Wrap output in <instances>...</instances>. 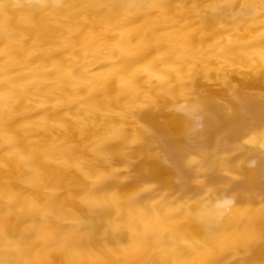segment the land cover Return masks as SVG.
Instances as JSON below:
<instances>
[{
    "label": "bare ground",
    "instance_id": "obj_1",
    "mask_svg": "<svg viewBox=\"0 0 264 264\" xmlns=\"http://www.w3.org/2000/svg\"><path fill=\"white\" fill-rule=\"evenodd\" d=\"M0 264H264V0H0Z\"/></svg>",
    "mask_w": 264,
    "mask_h": 264
},
{
    "label": "clouds",
    "instance_id": "obj_2",
    "mask_svg": "<svg viewBox=\"0 0 264 264\" xmlns=\"http://www.w3.org/2000/svg\"><path fill=\"white\" fill-rule=\"evenodd\" d=\"M227 210H228L227 206H224V207L222 208V211H224V212H226Z\"/></svg>",
    "mask_w": 264,
    "mask_h": 264
}]
</instances>
